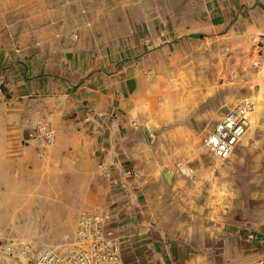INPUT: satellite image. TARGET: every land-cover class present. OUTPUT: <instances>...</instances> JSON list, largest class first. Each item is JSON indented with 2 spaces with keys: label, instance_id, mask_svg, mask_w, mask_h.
<instances>
[{
  "label": "crops",
  "instance_id": "obj_1",
  "mask_svg": "<svg viewBox=\"0 0 264 264\" xmlns=\"http://www.w3.org/2000/svg\"><path fill=\"white\" fill-rule=\"evenodd\" d=\"M0 24V212L50 202L63 224L100 211L123 264H220L264 250V207L215 244L190 238L158 206L147 179L161 177L131 162L142 150L135 91L191 40H260L264 0H0ZM35 105L52 110L47 148L23 143Z\"/></svg>",
  "mask_w": 264,
  "mask_h": 264
},
{
  "label": "rangeland",
  "instance_id": "obj_2",
  "mask_svg": "<svg viewBox=\"0 0 264 264\" xmlns=\"http://www.w3.org/2000/svg\"><path fill=\"white\" fill-rule=\"evenodd\" d=\"M259 43L239 36L191 40L175 47L135 91L132 122L142 150L131 162L148 177H161L147 179L158 206L168 213L176 231L190 238L204 234L215 244L222 231L238 228L249 211L264 207V74L259 67ZM246 97L255 104L250 115L254 122L230 157L218 159L205 146L204 137ZM49 106L46 110L34 106L23 138L36 119L54 129L47 115L52 111ZM90 191L92 202L96 188ZM77 198L83 199L84 193L79 190ZM75 219L52 223L56 219L50 202L30 212H0V235L68 250Z\"/></svg>",
  "mask_w": 264,
  "mask_h": 264
},
{
  "label": "built area",
  "instance_id": "obj_3",
  "mask_svg": "<svg viewBox=\"0 0 264 264\" xmlns=\"http://www.w3.org/2000/svg\"><path fill=\"white\" fill-rule=\"evenodd\" d=\"M259 42V67L264 74V33ZM254 109L253 100L246 97L215 122L204 137L205 146L214 156L230 157L246 132ZM54 139V129L43 119H36L23 138L26 144L39 143L43 147L51 145ZM121 250L120 240L106 232V215L90 209L77 215L68 250L0 235V264H123ZM221 264H264V250Z\"/></svg>",
  "mask_w": 264,
  "mask_h": 264
},
{
  "label": "bare ground",
  "instance_id": "obj_4",
  "mask_svg": "<svg viewBox=\"0 0 264 264\" xmlns=\"http://www.w3.org/2000/svg\"><path fill=\"white\" fill-rule=\"evenodd\" d=\"M252 122H254V117H250V123H252ZM218 159H220V158H218ZM221 160H224V159H221Z\"/></svg>",
  "mask_w": 264,
  "mask_h": 264
}]
</instances>
